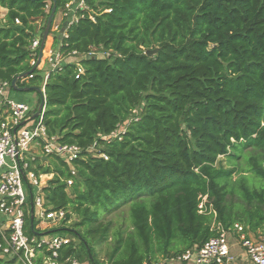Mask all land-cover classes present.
I'll use <instances>...</instances> for the list:
<instances>
[{"label":"trees","instance_id":"1","mask_svg":"<svg viewBox=\"0 0 264 264\" xmlns=\"http://www.w3.org/2000/svg\"><path fill=\"white\" fill-rule=\"evenodd\" d=\"M53 1L57 13L71 0ZM52 5L0 0V83L35 67L29 48ZM86 6L64 36L53 35L51 47L62 56L92 48L108 56L80 59L82 74L65 64L45 81L52 48L44 49L32 78L17 82L44 86L48 138L81 149L71 165L50 155L31 167L37 177L52 175L41 188L44 207L63 210V225L76 219L71 228L50 230L71 237L59 263L155 264L199 249L235 224L264 232V0H86ZM122 124L120 140L103 139ZM91 147L98 152L88 153ZM219 157L232 168L217 167ZM32 215L24 210L29 238L36 232Z\"/></svg>","mask_w":264,"mask_h":264},{"label":"built area","instance_id":"2","mask_svg":"<svg viewBox=\"0 0 264 264\" xmlns=\"http://www.w3.org/2000/svg\"><path fill=\"white\" fill-rule=\"evenodd\" d=\"M81 10H87L86 0H71L65 6L62 16L68 23L66 27L76 22L77 11ZM14 23L19 25L18 20ZM40 40L39 36L35 37L29 48L32 52L30 64L33 66H36L34 52L38 49ZM92 49L85 55L73 52L67 56H62L58 49H49L46 55L49 68L43 74L44 80L46 81L48 72L55 71L65 64L75 63L72 62L75 58L96 57ZM75 64L78 67L77 73L82 74L83 69L78 62ZM28 78H32V75ZM41 90L44 91V86ZM10 91V84L0 83V107L5 109V116H0V258L20 261L23 264H60L58 254L62 247L71 241L67 233L52 232L31 238L25 234L24 210L27 211L28 208L32 209L33 217H36L37 221L51 224L53 227L62 222L65 215L63 210L52 211L44 207L39 183L42 175L37 177L31 169L32 162L39 157L34 156L32 150L40 151L42 160L54 155L71 165L79 158L81 149L59 144L54 137L48 138L43 125L45 107L40 116L32 120L31 117L37 108L12 100L7 96ZM133 114L135 115L136 111H133ZM136 120L137 117L134 118V121ZM117 131L103 139L120 140ZM87 151L93 152L94 147ZM99 157L107 160L103 154ZM75 176V170L72 169L71 178L66 181L67 187L73 185ZM205 200L206 198L198 207L200 211ZM230 239H234L243 250L249 264H264V232L245 230L239 224L229 230L221 229L217 237L209 239L201 248L187 250L175 259L192 264H232L234 259L230 251ZM71 264L78 262L74 260ZM155 264L168 263L167 260H159Z\"/></svg>","mask_w":264,"mask_h":264},{"label":"rangeland","instance_id":"3","mask_svg":"<svg viewBox=\"0 0 264 264\" xmlns=\"http://www.w3.org/2000/svg\"><path fill=\"white\" fill-rule=\"evenodd\" d=\"M47 5L49 6L50 5V2H47ZM73 8V10H74V7H72ZM61 14H62V11H61ZM59 18V12H57L56 14H55V17H54V19H53V22H52V25H51V28H50V33L51 34H49L48 36H47V39H46V43H45V47H44V49H49V48H52L51 47V45H52V37H53V35L55 36V37H57L58 39L60 38L59 36H64L65 35V28H64V30H62V28H63V24H64V22L62 23V21H65V20H63L62 19V21H60V23H59V21L58 22H56V20ZM62 23V24H61ZM59 27H58V26ZM41 35H42V32L39 34V37L41 38ZM53 49V48H52ZM92 51H93V53H94V55L95 56H103V55H106V56H108V54L107 53H105V52H103V51H101V50H99V49H92ZM45 56V55H44ZM37 60V59H36ZM79 60H80V58H75V59H73L72 60V62H79ZM45 66H47V62H46V60H45V65H44V67H43V69H42V71L41 72H43L44 71V68H45ZM12 94H14V95H20V94H22V96H28V95H30V98L32 99V103L36 100V93H34V94H32L31 92H29V93H18V92H14V91H12ZM32 94V95H31ZM26 98V97H25ZM28 101V100H27ZM26 103H28V102H26ZM35 104V103H34ZM138 115V110H136V114L134 115H132L130 118H129V121H131L132 122V120L134 121V118L136 117ZM122 128H125V125L124 124H122V125H119V128L118 129H120V130H118L117 131V136H118V134L119 133H121V132H123L125 129H122ZM98 150H99V148L98 149H95V152L93 151V152H91L90 154H96L97 152H98ZM32 153H33V155L34 156H37V157H39V158H41L40 156H41V154H40V151H38V150H32ZM242 163V161L239 159V161H238V164H241ZM243 164V163H242ZM216 166L218 167V166H221V167H223V168H227V169H231L232 168V165L231 164H229L227 161H226V159L225 158H223V157H219L218 158V160H217V163H216ZM242 166V165H241ZM244 175H246V176H248L249 177V179L251 180V177H250V174L249 173H244ZM235 177L236 176H234L233 178L235 179ZM51 178H52V175H42L41 177H40V179H39V183H40V188H42L43 186H45L46 185V183L49 181V180H51ZM260 184H263L264 185V182H260ZM264 187V186H263ZM115 216V215H114ZM114 216H112V217H108L107 219H111V218H113ZM106 218V217H105ZM106 219V220H107ZM115 219V218H114ZM74 221H76V219H75V217H72V219H70L67 223H66V225H63L62 224V222H60L59 224H57V225H55L54 227H53V225H51V224H46V226H51V227H48V228H52L53 227V229H60V228H62V227H64V228H71L72 227V225H73V223H74ZM43 224V222L42 221H38V222H36V227L38 228V231L40 232L41 230H46L45 229V226L44 225H42ZM70 237V236H69ZM71 238V237H70ZM104 249H105V247L103 246L102 247V251H104ZM15 264H17V263H15Z\"/></svg>","mask_w":264,"mask_h":264},{"label":"water","instance_id":"4","mask_svg":"<svg viewBox=\"0 0 264 264\" xmlns=\"http://www.w3.org/2000/svg\"><path fill=\"white\" fill-rule=\"evenodd\" d=\"M37 1H45V0H37ZM52 4H53V5H52V8H51V12H50V14H49V16H48V18H47V20H46L45 28H44V30H43V32H42V35H41V40H40V45H39L38 55H37V60H36V66H37V65L40 63V61H41V58H42V55H43V50H44L45 43H46V39H47V36L49 35L50 28H51V25H52L53 19H54L55 14H56V5H55V3H54L53 0H52ZM67 24H68L67 22H64L62 30H64V28H65V26H66ZM155 52H156V50H153V51H147V52H146V55H148V56H150V55H154ZM87 59H101V60H102V59H104V57H103V56H96V57H91V58H87ZM36 66H35V67H36ZM35 67H34L31 71H29V72H27V73H25V74H22V75H19V76L15 77V78L11 81V84H10V88H11V90L14 91V92H18V93H29V92H31V93H36L37 95L40 96L41 101H40V103H39V106H38V108H37L35 114H33V116L31 117L32 120H34V119H36L37 117H39L40 114H41L42 109L45 107L44 94H43L44 91H42V90L39 89V88H35V87H19V86L17 85V82H18L19 80L25 79L27 76L31 75V73L34 71ZM31 212H33L32 209H31ZM32 221H33V215L31 216V225H32ZM31 227H32V226H31ZM33 234H34V236H41V235H42V234L37 233V232H35V231H33Z\"/></svg>","mask_w":264,"mask_h":264},{"label":"crops","instance_id":"5","mask_svg":"<svg viewBox=\"0 0 264 264\" xmlns=\"http://www.w3.org/2000/svg\"><path fill=\"white\" fill-rule=\"evenodd\" d=\"M4 14H5V10L1 8L0 9V17H3ZM62 19H63V16H62L61 12H59V18L56 20V22L59 21V23H60V21H62ZM65 28H66V26H65ZM48 68H49L48 66H45L44 71L42 72V74H44L45 71H47ZM32 94H34V93H32ZM35 95H36V100L33 103H32V99L30 98V95H28V96H22V94L14 95V94H12V91H10V92H8L7 96L10 97L12 100H14L16 102L29 104L33 108H38V106H39V104H38V95L37 94H35ZM26 102H28V103H26ZM4 113L5 112H3L2 114H4ZM34 219H35V222H38L36 217H34ZM42 225L45 226L46 230H41L39 232L38 228L36 227V232L40 233L42 235L43 234L49 235L51 233L50 230H53V227L52 228H48V227H51V226H46L45 223H43ZM54 230H56V229H54ZM55 232L56 231H54L53 233H55ZM230 251H231V255H232L233 259H234L232 264H249V262H248V260H247V258L245 256L243 250L237 245V243H236V241L234 239H230ZM12 262H14V264L15 263L23 264L20 261H15V260H13ZM167 263L168 264H192V263L178 262V261H176L175 258L174 259H167ZM83 264H88V263H83Z\"/></svg>","mask_w":264,"mask_h":264}]
</instances>
